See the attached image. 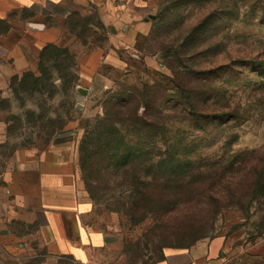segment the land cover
<instances>
[{
    "label": "rangeland",
    "instance_id": "rangeland-1",
    "mask_svg": "<svg viewBox=\"0 0 264 264\" xmlns=\"http://www.w3.org/2000/svg\"><path fill=\"white\" fill-rule=\"evenodd\" d=\"M79 14L83 28L78 33L86 36H73L63 24L58 42L75 57L78 80L71 89L66 91L56 77L55 91L15 96L10 87L0 90V176L15 155L42 151L54 138H71L80 146L86 128L103 115L108 93L144 85L161 93L160 109L171 116L168 138L194 145L198 158L256 152L254 163L264 159V0H105ZM181 47L188 51L186 88L211 94L216 115L234 112L238 121L220 119L209 132L180 124L176 100L163 99L178 92L167 56ZM244 172L230 180L240 191ZM189 190H175V197ZM226 193L219 186L208 196L228 205ZM242 202L250 206V200ZM251 206L247 215L209 201L174 200L158 216L132 225L114 212L113 201L95 205L86 219L88 248L46 264H166L216 240L225 242L227 264H264L260 207ZM39 259L42 264L47 258Z\"/></svg>",
    "mask_w": 264,
    "mask_h": 264
},
{
    "label": "trees",
    "instance_id": "trees-1",
    "mask_svg": "<svg viewBox=\"0 0 264 264\" xmlns=\"http://www.w3.org/2000/svg\"><path fill=\"white\" fill-rule=\"evenodd\" d=\"M66 26L77 38L86 36L85 31L78 33L83 28L81 14L69 16ZM181 48L175 55L167 56L170 58L168 69L178 92L169 95V99L162 96L165 103L176 100L180 107V124L190 123L199 132H209L220 119L238 121L239 115L234 112L216 115L209 105L211 94L186 88L183 70H188V51L186 47ZM166 50L172 52V49ZM74 72L75 57L70 49L48 45L40 53L38 72L15 76L10 89L15 96L21 92L55 91L57 77L68 91L78 80ZM160 94L149 85L108 93L103 115L86 128L79 146L78 170L90 200L97 206L113 201L114 212L125 215L132 225L158 216L159 210L174 200L179 203L209 201L216 208L233 207L247 215L251 205L257 204L261 212L257 210V214H261L263 221L258 235L264 236V159L254 163L256 152L231 155L229 159L222 156L210 160L198 158L201 153L193 150L194 145H179L168 138L171 116L160 109ZM225 146L231 147V143ZM243 169L240 191L230 180ZM185 186L190 187L188 193L175 197L174 191H182ZM219 186L227 192L228 205L209 197L211 189ZM243 200H250V206L246 208ZM41 262L38 258L32 264Z\"/></svg>",
    "mask_w": 264,
    "mask_h": 264
},
{
    "label": "crops",
    "instance_id": "crops-1",
    "mask_svg": "<svg viewBox=\"0 0 264 264\" xmlns=\"http://www.w3.org/2000/svg\"><path fill=\"white\" fill-rule=\"evenodd\" d=\"M101 2L0 0V90L9 89L15 76L38 72L41 51L58 45L68 17ZM78 166L79 145L66 137L10 160L0 176V264H32L41 257L46 264L88 248L86 219L95 205ZM224 246L220 240L200 243L166 264H227Z\"/></svg>",
    "mask_w": 264,
    "mask_h": 264
},
{
    "label": "water",
    "instance_id": "water-1",
    "mask_svg": "<svg viewBox=\"0 0 264 264\" xmlns=\"http://www.w3.org/2000/svg\"><path fill=\"white\" fill-rule=\"evenodd\" d=\"M154 19V18H153ZM113 32H115V30L113 29ZM87 93V91H85Z\"/></svg>",
    "mask_w": 264,
    "mask_h": 264
}]
</instances>
